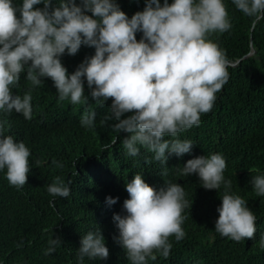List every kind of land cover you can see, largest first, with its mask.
<instances>
[{
  "label": "clouds",
  "instance_id": "9594fccd",
  "mask_svg": "<svg viewBox=\"0 0 264 264\" xmlns=\"http://www.w3.org/2000/svg\"><path fill=\"white\" fill-rule=\"evenodd\" d=\"M231 2L245 16L264 19V0ZM232 27L225 0H145L144 10L131 18L117 0H58L55 7L52 0L19 4L0 0V172L6 170V179L17 190L27 184L32 149L7 133L18 121L29 123L35 115L45 119L32 104L33 92L44 79L53 81L58 102L70 100L73 105L88 103L86 81L91 98L101 106L113 99L111 114L103 117L102 125H95L98 118L91 111L81 117V127L108 132L101 126L110 122L118 134L116 141L120 133L129 134L122 141L127 156L136 157L145 148L164 167L147 179L139 173L130 175L103 203L130 264L168 259L170 238L176 242L186 238L183 224L195 213L194 201L181 186L183 178L216 196L209 204L219 213L216 233L235 242L253 239L257 217L246 199L231 194L229 158L218 152L197 153L194 141L185 133L180 136L200 126L202 115L213 110L217 94L229 82L230 63L210 36ZM82 46L95 53L69 74L61 58L75 56ZM22 74L29 83L21 96L13 89L20 87ZM58 145L68 148L60 139ZM171 155L184 166L183 176L165 186L163 175L169 174ZM52 164L64 167L55 159ZM78 176V183L92 187L91 177ZM71 183L57 176L47 191L66 199ZM251 184L256 195L264 197V174L252 178ZM85 231L77 264H85V258L107 260L109 249L101 230L92 226ZM257 239L248 244L264 251V235ZM61 244L59 237L50 239L44 255H52Z\"/></svg>",
  "mask_w": 264,
  "mask_h": 264
},
{
  "label": "trees",
  "instance_id": "16d2710c",
  "mask_svg": "<svg viewBox=\"0 0 264 264\" xmlns=\"http://www.w3.org/2000/svg\"><path fill=\"white\" fill-rule=\"evenodd\" d=\"M16 2L19 4L21 0ZM117 2L129 18L145 7V0ZM57 4L58 0H52L53 7ZM225 4L233 27L229 32L212 34L210 39L225 52L230 63L229 82L217 94L213 110L202 115L200 126L180 136L185 133L191 138L197 153L218 152L229 158L233 171L229 176L231 194L248 201V207L257 217V231L253 239L241 242L221 237L215 232L219 213L217 208L209 206L216 196L208 193L209 190H200L194 180L183 178L180 185L186 186L195 213L190 218L186 215L188 222L183 224L186 238L176 242L171 237L170 257H158L149 264H264V251L256 244H248L264 235V197L257 196L251 184L252 178L264 174V19L256 21L245 16L231 0H225ZM141 36L138 33L137 40ZM94 53V48L82 46L75 56L65 54L61 59L71 74ZM28 83L22 74L20 87L13 89L14 94L22 96ZM53 88V81L46 78L33 92V108L45 114V119L35 115L29 123L18 121L7 133L31 147L32 155L31 171L23 189L10 186L6 170L0 172V264H77L81 237L92 226L94 231L99 228L105 237L109 258H85V264H130L118 243L119 230L111 223L103 203L130 175L139 173L147 179L164 167L145 148L136 157L127 156L122 141L129 134L120 133L116 141L118 134L110 128V122L101 126L108 128V132L81 127V117L91 111L98 118L95 125H102L103 117L111 114L113 98L101 106L91 98L85 81L88 103L73 105L70 100L58 102ZM58 139L68 144L66 150L58 145ZM106 145L112 147L106 149ZM54 159L64 167L54 166ZM166 167L169 174L163 175L165 186L178 183L184 166L177 165L171 155ZM78 174L91 177L92 187L78 183ZM57 176L66 183L72 182L71 195L66 199L52 197L47 191ZM57 237L62 244L52 255H44L48 241ZM21 242L23 246L18 247Z\"/></svg>",
  "mask_w": 264,
  "mask_h": 264
}]
</instances>
